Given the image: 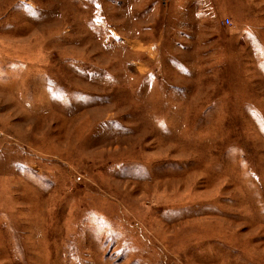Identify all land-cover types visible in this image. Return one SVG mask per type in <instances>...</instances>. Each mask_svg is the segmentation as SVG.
<instances>
[{"label":"rangeland","instance_id":"374dc122","mask_svg":"<svg viewBox=\"0 0 264 264\" xmlns=\"http://www.w3.org/2000/svg\"><path fill=\"white\" fill-rule=\"evenodd\" d=\"M0 264H264V0H0Z\"/></svg>","mask_w":264,"mask_h":264}]
</instances>
